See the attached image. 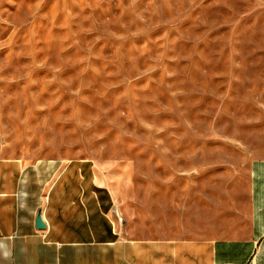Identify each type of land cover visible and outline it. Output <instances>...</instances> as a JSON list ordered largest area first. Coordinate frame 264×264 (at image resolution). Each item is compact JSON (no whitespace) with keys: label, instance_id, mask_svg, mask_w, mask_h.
Masks as SVG:
<instances>
[{"label":"rangeland","instance_id":"rangeland-1","mask_svg":"<svg viewBox=\"0 0 264 264\" xmlns=\"http://www.w3.org/2000/svg\"><path fill=\"white\" fill-rule=\"evenodd\" d=\"M256 158L264 0H0V161L23 163L21 199L82 168L120 234L213 236Z\"/></svg>","mask_w":264,"mask_h":264},{"label":"crops","instance_id":"crops-1","mask_svg":"<svg viewBox=\"0 0 264 264\" xmlns=\"http://www.w3.org/2000/svg\"><path fill=\"white\" fill-rule=\"evenodd\" d=\"M22 172V162L0 161V264H264V158L251 162L247 191L228 201L215 235L192 238L120 234L113 192L82 168H65L34 206L21 199Z\"/></svg>","mask_w":264,"mask_h":264},{"label":"water","instance_id":"water-1","mask_svg":"<svg viewBox=\"0 0 264 264\" xmlns=\"http://www.w3.org/2000/svg\"><path fill=\"white\" fill-rule=\"evenodd\" d=\"M35 225L38 229H44L46 226H45V223L42 219V213H41V210L37 213V216L35 218Z\"/></svg>","mask_w":264,"mask_h":264}]
</instances>
